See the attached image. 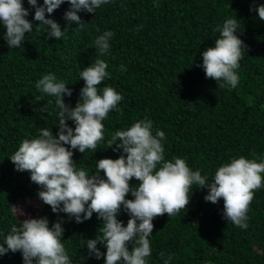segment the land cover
Masks as SVG:
<instances>
[{
    "label": "trees",
    "instance_id": "1",
    "mask_svg": "<svg viewBox=\"0 0 264 264\" xmlns=\"http://www.w3.org/2000/svg\"><path fill=\"white\" fill-rule=\"evenodd\" d=\"M253 2L264 0H109L95 14L79 12L83 23L78 27L70 23L66 35L57 40L47 37L39 21H33L19 48H8L0 29V231L7 232L15 222V207L25 213L17 214L18 220L47 216L51 224L57 218L38 199V186L30 181L28 171L14 170L8 156L41 127L55 134L54 98L36 89L35 81L53 72L72 89L70 97L62 98L74 106L83 85L79 71L98 58L93 44L97 30L113 32L109 53L99 56L110 76L98 87L109 85L122 99L119 111H110L103 121L104 140L98 149L93 153L73 149L78 167L91 172L95 160L116 158L119 153L107 148L105 141L115 130L144 117L153 121L154 129L164 131L165 159L183 157L190 168H199L202 175L207 172L209 179L220 163L232 157L264 154V20L249 11ZM23 6L29 7L27 0ZM67 7L65 0L45 14L61 30ZM33 11L27 19H32ZM235 15L246 48L239 61L238 84L230 88L205 78L197 65L200 52L218 36L214 27ZM42 107L46 111H40ZM66 123L73 126L71 121ZM129 183L137 181L130 178ZM206 192L194 187L185 209L171 217L153 218L148 264H162L161 253L172 255L169 264H264V187L254 190L244 229L222 218V198L215 204L204 201ZM60 215L66 221L62 225L65 247L73 264H81L80 252L85 250L81 237L94 238L101 221L95 213L82 223ZM117 218L126 223L128 215L121 210ZM0 264H22L20 252L8 251L0 256ZM85 264H103V257L89 258Z\"/></svg>",
    "mask_w": 264,
    "mask_h": 264
},
{
    "label": "clouds",
    "instance_id": "2",
    "mask_svg": "<svg viewBox=\"0 0 264 264\" xmlns=\"http://www.w3.org/2000/svg\"><path fill=\"white\" fill-rule=\"evenodd\" d=\"M65 0H0V29L8 48H19L25 41V34L33 29V21H39L47 37L55 40L68 32V25L75 22L77 27L83 22L79 12L95 14L109 0H66L68 7L61 25L46 13L51 14ZM32 19L26 17L29 11ZM257 18L264 20V3L249 6ZM236 15L223 19L213 31L218 36L213 45L200 52L201 62L197 65L204 71L205 78H212L235 88L239 81V61L245 53L246 45L238 35L239 22ZM37 26V25H36ZM93 41L98 58L82 67L78 79L83 80L79 89V99L74 106L64 101L70 97L72 89L66 87L63 79L53 72H47L35 81V88L53 97L56 108L57 129L41 127L32 138L22 139L18 147L8 156L14 170L29 173L31 182L38 186V199L56 214L50 224L47 216H26L17 219V214L25 213L15 209V222L7 232L0 231V256L8 251H19L22 264H73L64 244L65 217L76 223L88 220L95 213L101 221L94 238H82L83 252L80 262L89 258L103 264H148L151 254L150 236L153 218L167 214L175 215L189 204L193 188H206L204 201L216 203L223 200L222 218L242 229L248 227V205L254 190L264 187V154L258 158L243 155L232 157L220 163L209 179V174H201L199 168H190L186 159L172 156L165 159L164 131L153 128L148 117L135 120L130 126L115 130L105 142L107 148L118 152L116 158L95 160L93 171L78 167L73 161V149L84 153L86 149L95 152L97 144L104 140V123L110 111H119L118 102L122 96L109 85L98 87L110 76L106 71V61L99 58L110 49L113 32L105 29ZM77 79V80H78ZM40 111H46L44 107ZM66 121H71L70 126ZM67 146V147H66ZM135 178L137 183H129ZM130 194L132 199L126 198ZM123 210L127 222L118 219ZM132 247L129 249L128 244ZM101 245L105 250L101 251ZM162 264H169L172 255L160 254Z\"/></svg>",
    "mask_w": 264,
    "mask_h": 264
}]
</instances>
